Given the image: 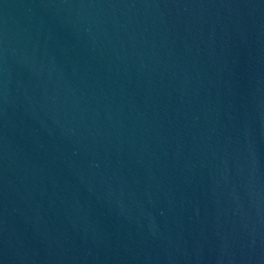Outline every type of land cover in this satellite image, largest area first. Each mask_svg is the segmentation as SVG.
Wrapping results in <instances>:
<instances>
[{
	"label": "water",
	"instance_id": "1",
	"mask_svg": "<svg viewBox=\"0 0 264 264\" xmlns=\"http://www.w3.org/2000/svg\"><path fill=\"white\" fill-rule=\"evenodd\" d=\"M0 264H264V0H0Z\"/></svg>",
	"mask_w": 264,
	"mask_h": 264
}]
</instances>
